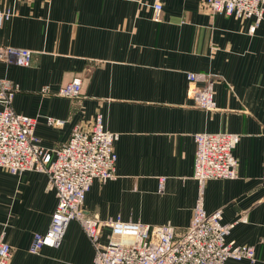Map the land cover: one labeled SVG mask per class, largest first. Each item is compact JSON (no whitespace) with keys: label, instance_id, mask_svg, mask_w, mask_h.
I'll return each instance as SVG.
<instances>
[{"label":"crops","instance_id":"1","mask_svg":"<svg viewBox=\"0 0 264 264\" xmlns=\"http://www.w3.org/2000/svg\"><path fill=\"white\" fill-rule=\"evenodd\" d=\"M6 8L13 14L0 27V45L26 49L31 60L0 62V78L17 87L12 109L36 119L41 146L65 144L75 126L88 129L97 115L118 135L115 178L92 182L83 203L88 215L184 232L198 189L194 134H238L236 176L206 181L204 208L221 209L225 223L245 215L227 241L252 247L255 260L224 264H264V7L257 25L253 17L213 13L203 0H0ZM188 72L202 75L200 86L211 82L215 110L192 106ZM74 78L81 81L78 98L55 95ZM44 87L51 94L43 95ZM47 118L64 123L51 127ZM56 202L46 174L0 167L8 264H92L93 247L77 221L59 248L29 252Z\"/></svg>","mask_w":264,"mask_h":264},{"label":"built area","instance_id":"2","mask_svg":"<svg viewBox=\"0 0 264 264\" xmlns=\"http://www.w3.org/2000/svg\"><path fill=\"white\" fill-rule=\"evenodd\" d=\"M160 3H155L158 18ZM203 7L213 13L235 18L255 19L257 25L263 15L264 0H203ZM12 10H0V27L12 15ZM31 53L26 49L0 45V62L26 66ZM201 74H186V96L192 106L213 111L216 103L211 82H197ZM206 78V76H205ZM81 81L74 78L61 87L55 95L78 98ZM18 89L7 79L0 78V167L12 175L25 171L42 172L48 177V187L54 191L57 202L49 226L44 233H35L29 246L31 254L42 247L59 248L68 224L77 221L94 250L92 264H224L228 260L254 262L252 247L227 241L230 230L237 222L245 221V215L232 223L223 222L222 210L206 212L203 189L208 180L233 179L236 176V160L233 149L239 135L233 133H195L193 179L197 182V196L192 216L184 232L177 234L169 225L151 226L134 221L101 220L88 215L83 209L85 195L92 182L101 183L115 178L117 155L113 144L118 135L105 129L102 117L97 115L88 129L80 125L72 129L65 144L47 150L34 134L36 119L17 114L12 100ZM43 95L51 94L47 87ZM51 127L63 125L60 119L47 118ZM162 183V179H161ZM107 229L105 242L101 241ZM12 248L0 238V264H8Z\"/></svg>","mask_w":264,"mask_h":264}]
</instances>
